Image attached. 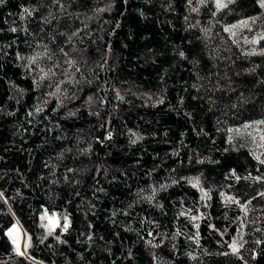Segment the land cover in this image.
I'll list each match as a JSON object with an SVG mask.
<instances>
[{"label":"trees","instance_id":"16d2710c","mask_svg":"<svg viewBox=\"0 0 264 264\" xmlns=\"http://www.w3.org/2000/svg\"><path fill=\"white\" fill-rule=\"evenodd\" d=\"M0 264H264V0H0Z\"/></svg>","mask_w":264,"mask_h":264},{"label":"rangeland","instance_id":"374dc122","mask_svg":"<svg viewBox=\"0 0 264 264\" xmlns=\"http://www.w3.org/2000/svg\"><path fill=\"white\" fill-rule=\"evenodd\" d=\"M48 224L52 228L59 226V219L56 215H50L48 218ZM8 237L13 242L14 246L17 248L19 253L25 254L26 250V238L22 228L19 225H15L8 231Z\"/></svg>","mask_w":264,"mask_h":264}]
</instances>
